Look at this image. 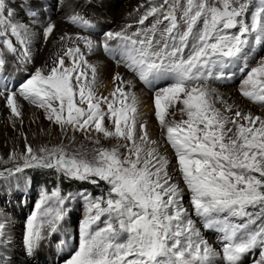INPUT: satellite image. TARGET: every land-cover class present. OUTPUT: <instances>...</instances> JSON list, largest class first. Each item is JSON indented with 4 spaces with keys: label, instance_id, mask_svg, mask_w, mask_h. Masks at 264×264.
<instances>
[{
    "label": "snow or ice",
    "instance_id": "6c2138e0",
    "mask_svg": "<svg viewBox=\"0 0 264 264\" xmlns=\"http://www.w3.org/2000/svg\"><path fill=\"white\" fill-rule=\"evenodd\" d=\"M53 12L79 31L61 34L51 63L29 71L35 44L56 39ZM97 27L68 0H0V100L14 127L26 101L69 141L34 148L24 136L23 150L0 157V185L29 186L28 171L56 177L51 188L35 185L25 264L52 245L60 264H244L250 254L264 264V117L238 108L224 115L211 87L238 79L240 95L264 106V0H145L119 30ZM97 52L130 74L116 71L108 96L97 95ZM139 85L152 93L174 165L140 121ZM178 104L186 119L170 121ZM77 132L88 144L73 148ZM65 180L100 192H65ZM76 200L84 216L67 234ZM10 224L0 214V264Z\"/></svg>",
    "mask_w": 264,
    "mask_h": 264
},
{
    "label": "rangeland",
    "instance_id": "374dc122",
    "mask_svg": "<svg viewBox=\"0 0 264 264\" xmlns=\"http://www.w3.org/2000/svg\"><path fill=\"white\" fill-rule=\"evenodd\" d=\"M83 1L84 2L88 1V4L86 6V9L88 10L86 11L83 10V13L85 14L86 18H91L97 22L98 27L94 31L99 32L101 29L103 30L111 29L114 31L119 30L114 25V23L104 18L106 9L111 8L115 10V13H120L122 11L121 9H123L124 4L125 5L131 4V1L133 0H116L115 4H112V6L106 4V1L108 0H103V4H101V0H82V1L76 0L75 2L79 3ZM137 1L139 0H135L134 2ZM90 13L92 14L97 13L101 17L100 16L92 17ZM146 23L148 22L146 21ZM105 57L111 60V58L107 57L106 55ZM112 63L115 64L113 61ZM29 71H34V70H29ZM24 75L25 73L22 76H17L16 79L18 80L23 79ZM106 81L108 82L106 83ZM106 81L101 83L99 86H96V91L98 96H108L109 93L113 90L112 82L109 80ZM238 86H239L238 79L226 81L222 84L211 85V87L216 88L219 93V98H217V102L215 106L218 109H220V111L224 115L230 118H235V110L237 108L244 111L245 113H251L254 116L264 117V106L249 102L248 100L243 98L239 93ZM140 87L142 88V92H143L139 94L137 93L140 101V105H139L140 121L147 126V130L151 138L159 141L161 145L162 154L167 156L170 160H172L174 165L175 164L174 153L170 148V146H168L164 141V138L161 134L159 123L154 115V108L152 105V93L147 89L144 90L142 85H140ZM143 90L146 92H144ZM104 91L105 93H107L106 95H104L105 94ZM225 104L232 105L233 111L232 112L226 111ZM180 107L181 105L178 104L176 105L175 108L169 110L170 113H175L174 115H169L168 119L170 121L175 120L178 122L182 119H186V116H183L180 113L179 111ZM5 109L6 111L3 110L4 111L3 115L2 117H0V157L7 158V156L13 150H17V151L23 150L24 136H27L28 143L34 148L42 144H47L49 146H52L59 144L61 142L65 144L69 143V141L64 139V137L61 135L58 126L52 125L49 121L45 119L42 109L40 112H37L39 109H37L35 106H33L31 110L23 109V117H22L23 122L21 124L20 120H17L15 123V127L13 126L10 113H8L9 110L7 112V108ZM39 118L42 119L43 122L42 121L33 122V119L37 120ZM69 135H73V133H69ZM74 135L76 136V143L72 145L73 148H77L81 144H85V145L88 144V141L85 140L83 133L77 132L74 133ZM93 135H95V133H93ZM102 143L105 147H112L117 142L115 140H103ZM170 171L173 176V180L174 181L177 180L179 178V174L175 171V168L170 166ZM30 173L31 171H28L26 175L29 176ZM38 191L39 188L34 185H31V182H29V186L21 185L19 187L15 185L13 186L0 185V214H3L7 218L12 219L13 224H15L16 226L24 224V220L26 216L32 210L34 201L37 199ZM185 202H187V198ZM68 207L70 210V215L66 218L63 224V228L65 229V232L67 234H75L78 230L79 222L83 219L84 216L83 202L80 200H76L73 201L71 204H69ZM13 219L15 220V222ZM65 232H62L60 235L61 236L65 235ZM202 232H204L203 234L211 242L214 243V246L216 245L215 247H218L217 241L213 239L212 235H210L207 232V230L202 229ZM22 235L21 238L14 237L15 247L13 246L14 245L13 243L10 244L12 245L11 251L14 250L18 255L20 254L23 257L22 264H25L26 257L22 255L23 253ZM10 241L13 240L10 239ZM4 255H5L4 252H0V256H4ZM60 259L61 256L57 254V249L55 248V245H52L50 247L46 246L43 249L40 257L37 260L33 261V264H60ZM251 259L252 256L250 254L248 257L245 258L244 264H251ZM13 260L14 258L12 256L7 255L5 259V264H8V261H13Z\"/></svg>",
    "mask_w": 264,
    "mask_h": 264
},
{
    "label": "bare ground",
    "instance_id": "6f19581e",
    "mask_svg": "<svg viewBox=\"0 0 264 264\" xmlns=\"http://www.w3.org/2000/svg\"><path fill=\"white\" fill-rule=\"evenodd\" d=\"M75 1L76 0H68V3L71 5L72 8H74L77 11H80L82 13H83V10H85V11L88 10V9H86V6L88 4V1H85V2L83 1V2H79V3L78 2H75ZM115 1L116 0H108V1H106V4L112 6V4H115ZM134 1L135 0L131 1V4H127V5L124 4L123 9H121L122 11L120 13H115V10L114 9H111V8L110 9H106L104 18H106V20L114 23V25L118 29H120L125 24H128V23L133 22V20L136 18V9L139 8V6L141 4L145 3V0H139L137 2H134ZM77 5H79L78 8H77ZM92 12H93V10H92ZM130 13L132 15H129ZM51 15L53 16V18L55 19V22L57 24V31L55 33L56 39L55 40L54 39H50L47 42V44H45L42 40L38 41L35 44V46L33 48L35 65L34 66L33 65H29L28 70H34L35 67H42V66L45 65V62L46 61H48V63L50 64L51 63V57L54 55V53L59 48V45L56 42V40H58L59 36L61 34L65 33V32H67V33H74L76 31H79V30L75 29L72 25H70L69 23H67L63 19V17H62V15H61L60 12H55V13L53 12V13H51ZM90 15H92V17L100 16L97 13H94V14L90 13ZM90 59H91V61L93 63H95V64H97L99 66V79L97 81V85L96 86H99L101 83L105 82L106 80H109V81L112 82V75L116 71H119V72L123 73L125 76L130 75V74H128L126 72L125 69H123V68H117L115 66V64L112 63L111 60L107 59L105 57V55H103L102 52H97L96 54H94L93 56H91ZM9 68H10V66H9ZM23 74L24 73L21 72L18 76H22ZM107 82L108 81H106V83ZM141 92H142V88L139 85L138 86V89H137V93L139 94ZM144 92H146V91H144ZM104 93H105V91H104ZM106 94L107 93H105L104 95H106ZM21 103L23 105V109L31 110V108L33 107L32 105L26 103V101H21ZM5 108L6 107L4 106L3 101L0 100V117H2L3 112L6 111ZM40 111H41V109H39L37 112H40ZM7 112H8V109H7ZM35 119H33V122L34 121H42L43 122V120L40 119V118L37 119V120H35ZM8 219L11 221V224H10L9 229H8V241L10 243H13L14 244L13 246L15 247L14 239L15 238H21V235L23 234L24 224H21V225L16 226L15 224H13L12 219H10V218H8ZM14 222H15V220H14ZM18 223H20V222H18ZM21 226H23V227H21ZM15 228H16V231H15ZM10 239H12L13 241H10ZM209 242L212 243L213 246H214V243L213 242H211L210 240H209ZM11 246L9 247V246L5 245V248H6L7 255L12 256L14 258V260L12 261V264H22L23 263L22 262L23 257L20 254L18 255L14 250L11 251V248H12ZM22 255H23V253H22ZM19 258H21V259H19Z\"/></svg>",
    "mask_w": 264,
    "mask_h": 264
},
{
    "label": "trees",
    "instance_id": "16d2710c",
    "mask_svg": "<svg viewBox=\"0 0 264 264\" xmlns=\"http://www.w3.org/2000/svg\"><path fill=\"white\" fill-rule=\"evenodd\" d=\"M29 177H33L34 179L31 182V185H36L37 182L41 184H46L49 188L53 186V184L56 182V177L52 173H42L38 174L36 172L31 171L29 174ZM62 188L65 192H77L80 189H87L88 191H91L94 195L99 194L100 189L93 187L92 185L88 184H81L79 182L75 181H63L62 182Z\"/></svg>",
    "mask_w": 264,
    "mask_h": 264
}]
</instances>
